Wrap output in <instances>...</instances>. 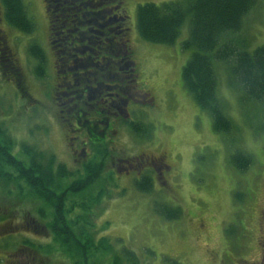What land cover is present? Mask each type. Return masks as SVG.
<instances>
[{
  "label": "rangeland",
  "instance_id": "374dc122",
  "mask_svg": "<svg viewBox=\"0 0 264 264\" xmlns=\"http://www.w3.org/2000/svg\"><path fill=\"white\" fill-rule=\"evenodd\" d=\"M23 1L35 25L32 35L19 34L3 22L0 26L28 94L17 89L14 80L0 76V125L14 141L13 152L30 144L52 155L66 171L80 173L83 164L101 162L99 154L106 152L104 170L89 190L101 191L93 223L99 237L120 241L136 253L140 264H257L259 241L264 239V108L244 104L242 92L229 86L224 67L218 65V98L234 134L228 139L215 134L208 113L182 85L183 66L193 53L181 48L189 39V19L171 46L146 43L137 33L138 6L180 0H121L137 76V86L126 87L135 98L129 102L128 123L140 125L145 134L132 133L128 123L119 121L107 134L110 142L88 138L85 128L63 122L54 102L55 56L44 2ZM257 1L234 36L240 51L252 53L264 46V0ZM32 43L45 57L42 78L34 75L35 60L28 49ZM95 133L100 135L98 129ZM234 151L251 156L247 170L239 172L229 163ZM155 158H164L170 170L165 179L153 177L152 191L143 194L135 187L136 176L139 170L143 174L144 169H155L150 162ZM157 205L178 209L179 219L164 220L155 211ZM32 209L30 202L0 194V264H70L58 252L20 253L25 239L39 247L52 244L46 233L31 232Z\"/></svg>",
  "mask_w": 264,
  "mask_h": 264
},
{
  "label": "trees",
  "instance_id": "16d2710c",
  "mask_svg": "<svg viewBox=\"0 0 264 264\" xmlns=\"http://www.w3.org/2000/svg\"><path fill=\"white\" fill-rule=\"evenodd\" d=\"M55 0H44L50 42L56 53V75L69 70L72 75L67 85L72 91L80 83L85 88H97L100 82L115 85L119 70L113 59L122 52L126 44V31L121 26L110 23V16L124 14L121 0H60L55 9ZM257 0H180L167 4H145L138 6L136 28L140 39L146 43L171 46L177 40L181 25L189 19V39L181 48L193 49V53L183 66L181 80L183 89L192 97L197 107L210 116L212 131L230 138L234 134V125L227 117L223 103L218 98V65L224 67L228 83L242 92L244 104H253L264 108V46L252 53L240 51L234 44V36L243 28V20L257 4ZM0 19L9 28L19 34L32 35L35 25L29 18L23 0H0ZM102 28H99V26ZM1 26V25H0ZM102 32L107 40L103 49L109 52L110 65L103 72L96 68L97 63L89 62L87 68L77 70L74 64L79 57L76 45L78 40L94 33ZM97 30V31H98ZM92 37V36H91ZM57 44L59 47H57ZM83 44H81L82 49ZM75 48V49H74ZM29 55L35 60V73L44 77L45 57L37 44L29 46ZM87 55V54H86ZM67 59L65 62L63 59ZM129 61H125L128 64ZM123 67V66H122ZM85 73L86 75H82ZM76 74V75H75ZM131 72H127L129 76ZM0 76L14 80L15 87L23 90L21 69L16 63L13 52L6 45V35L0 30ZM106 80V81H105ZM133 77L123 83L126 90ZM58 83L55 82V105L66 124H72L88 131L89 116L84 112L67 113L70 109L60 105L68 99H62ZM96 92L95 90H91ZM113 93V91H110ZM96 101H91V104ZM77 105V104H76ZM69 106H72L70 103ZM73 107V106H72ZM65 108V110H64ZM100 109V108H99ZM96 110V111H99ZM109 118V116H108ZM107 115L101 114L100 120L106 121ZM99 120V121H100ZM132 133L142 135L140 125L129 124ZM99 128L95 124L96 130ZM6 129L0 125V194L16 200L30 202L33 214L28 215L30 229L34 234L46 233L52 238V244L36 246L25 239L20 253L58 252L66 257L70 264H140L139 258L129 248L120 246V241H111L108 237H99L95 228L94 210L101 204V191L91 194L90 188L96 185L103 172L106 152L98 151L101 162L93 159L82 166V172L66 171L63 164L57 163L52 155H47L35 146L21 144L19 153L13 152L14 141L6 135ZM232 143V142H231ZM229 163L239 172L252 165V158L246 152L234 151ZM135 181L139 192L152 191L151 178L140 177ZM41 204V207H38ZM156 213L164 220H177L178 209L157 205ZM95 215V216H94ZM28 219V220H29ZM0 221L3 218L0 217ZM43 223V225H40ZM171 264H179L171 262Z\"/></svg>",
  "mask_w": 264,
  "mask_h": 264
},
{
  "label": "flooded vegetation",
  "instance_id": "af4514ba",
  "mask_svg": "<svg viewBox=\"0 0 264 264\" xmlns=\"http://www.w3.org/2000/svg\"><path fill=\"white\" fill-rule=\"evenodd\" d=\"M44 2V0H43ZM60 0H55L53 2V7L55 9L59 8L61 5ZM122 6V4H121ZM44 9L45 8V3H44ZM124 11V9H123ZM124 14H116V15H111L110 16V23L113 25H117L116 29L120 28L121 26L125 29L126 35L124 36L126 39V44L124 48L122 49L121 53H118L117 57L113 59L115 66L118 67L119 70V75L118 79L116 80L115 85H111L109 82H100L98 83L97 88H91L88 86V88H85L80 83L75 84V87H78L76 91H72V86L67 85L68 80L66 79H71L72 75L68 74L69 70H65L62 72L63 76H57L56 75V81L55 82H60L58 83V90H60V96L62 99H68V102L63 100V102L60 103L61 106L69 108L70 109L67 111V113H74L78 114V112H84V115L89 116V122L88 124V131L86 130V136L88 138H107L108 142L110 138L107 134H111L113 132L114 127L118 126V122L122 121L121 124L124 126H127V123L130 120V114L128 111V107L130 105V101L134 100L135 98L130 96L128 93L127 89L125 90L123 83L127 82V79H130L133 77V80L131 82L135 83V87L137 86V76H136V63L132 60V50L130 47V39L127 37L129 29L125 27V23L127 21L126 13L125 11L123 12ZM47 15V14H46ZM2 21L0 19V25ZM4 24V23H3ZM48 27H49V22H48ZM99 28H102L100 25ZM1 32L2 29L0 27ZM98 30V29H97ZM95 31L94 33L85 36L83 39L78 40V43L76 45V48L78 50L75 51L79 54L78 58L76 61H73L74 64H79V66L75 67V72L77 74V70H85L87 68V65L89 62H95L97 63L96 68L99 67V69L103 72L104 70L107 71V67H109L110 63L109 62V52L105 51L103 49V46L106 45L107 40L103 38L102 32ZM4 34V32H3ZM6 35V34H5ZM92 36V37H91ZM51 46V50L53 51V42H49ZM81 44H83L82 49ZM57 47L59 45L57 44ZM54 53V51H53ZM87 54V55H86ZM56 53H54V56ZM56 57V56H55ZM64 62L67 60L66 58L63 59ZM125 61H129L128 64H125ZM55 64V61H54ZM123 66V67H122ZM56 68V64H55ZM127 72H131L129 76H127ZM75 74V75H76ZM82 75H86L83 73ZM106 81V80H105ZM56 87V86H55ZM55 90V89H54ZM91 90H95L96 92H93ZM23 94H25L28 97V94H26V91L23 89ZM110 91H113V93H110ZM55 100V98H54ZM91 101H96L93 104H91ZM55 102V101H54ZM72 104V106H69V104ZM77 104V105H76ZM100 108V109H99ZM99 111H96L98 110ZM65 110V108H64ZM101 114L107 115L106 121L100 120ZM109 116V118H108ZM128 119V120H127ZM100 120V121H99ZM98 123L99 128L98 131H100V135H96L95 131L93 129L95 128V124ZM120 124V125H121ZM115 131V130H114ZM85 145L86 143H81ZM122 162V161H121ZM151 164L153 163L155 166V169H147L148 171L144 172L142 171L143 174H139L140 170L136 176L138 178L137 180H140V177H148L151 178V183L153 186V177H156L157 180L165 179V174L168 173L170 170V166L164 163V158H155L151 159ZM130 169V167H128ZM150 172H153V175L150 177ZM164 182L163 184H165ZM263 215V214H262ZM259 247L261 248V260L257 262V264H264V239L259 241Z\"/></svg>",
  "mask_w": 264,
  "mask_h": 264
}]
</instances>
